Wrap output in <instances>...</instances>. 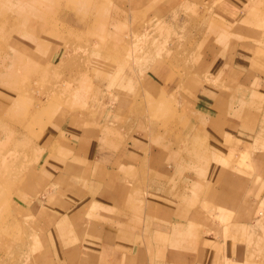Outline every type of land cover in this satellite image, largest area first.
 <instances>
[{"label": "rangeland", "instance_id": "rangeland-1", "mask_svg": "<svg viewBox=\"0 0 264 264\" xmlns=\"http://www.w3.org/2000/svg\"><path fill=\"white\" fill-rule=\"evenodd\" d=\"M13 30L32 33L35 43L14 42L7 33ZM244 46L261 49L264 62V0H0V214L5 216L0 217V235L6 234L0 240V264L43 263L48 247L35 254L36 243L30 256L22 246L15 250L22 239L13 234L25 221L13 208V228L7 207L18 205L14 200L25 206L13 193L31 192L41 160L57 152L51 142L77 136V127L97 139V152L112 158L133 134L149 151L154 146L162 154L142 156V165L127 182L150 192L145 218L185 219L191 224L176 241L182 243L186 236L193 242L183 245L191 252L180 251L175 258L169 244L155 246L163 257L156 255L151 264L195 263L199 240L206 236L223 245L215 258L229 250L226 256L231 254L238 264H264V177L256 158L264 153V100L241 101L230 91L215 109L224 116L208 128L201 123L204 114L197 120L196 111L184 107L183 91L176 87V80L184 87L192 82V92L208 87L206 83L223 87L208 81L215 61ZM158 71L163 81L152 82ZM228 113L233 114L230 120ZM138 116L147 124L140 133ZM109 118L116 121L111 131L105 126ZM248 128L258 131L256 146L249 144ZM12 166L17 167L16 179L13 174L4 177ZM249 185L254 193L245 198ZM258 186L262 188L256 191ZM47 188L36 182L33 197L42 204ZM239 207L241 213L262 210L233 228L241 222L231 218ZM125 211L131 219L135 215L128 205L114 216ZM136 220L128 222L137 226ZM226 239H232L229 245ZM139 260L107 264H141Z\"/></svg>", "mask_w": 264, "mask_h": 264}, {"label": "crops", "instance_id": "crops-1", "mask_svg": "<svg viewBox=\"0 0 264 264\" xmlns=\"http://www.w3.org/2000/svg\"><path fill=\"white\" fill-rule=\"evenodd\" d=\"M256 53H261V49L254 50L251 47L249 49L245 47V49L235 50L232 55L224 54L221 59L215 61V74L213 73L214 75L212 77L210 76V80L208 81L214 82L217 80L226 90L223 87H214L215 84L206 83L208 87L192 92V88L189 86L192 82L188 85L186 84L184 87L181 80H176L178 92L183 91L184 97H180L185 100L184 107L187 109L192 108L191 110L193 111L195 110L199 115L196 116L197 120L204 114L205 118L201 117V123L209 128V126H217L221 121L220 119L224 116V114L222 116V114L216 112L215 109L217 107L221 108L224 105L223 100L226 93H230V91L233 93L235 91L237 94L235 98H243L246 102L249 100L253 102L256 99L263 101L264 62H262L260 54L256 57ZM157 73L159 78H154L152 82L160 83L163 81L164 75L159 71ZM197 83L194 82L193 85L195 86ZM228 96H231V94ZM139 98L141 97L138 96ZM128 103H130V100ZM254 105L252 104L253 108ZM228 107L230 106L226 105L225 109ZM228 114V120H230L233 114ZM140 117L138 116L137 118L135 127L138 129L136 133H140L139 130H144L147 125L145 120ZM115 124L116 121L113 118L107 119L105 125L106 130L111 131L114 127L109 126H114ZM80 128L85 127L73 128V131H77L76 129L79 130L77 136L73 134L67 140L63 138L58 140L56 138V141L53 140L51 142V144L56 143L57 147H55L57 152L54 153L55 155L53 154L51 157L47 156L41 160L40 175H36L38 179L33 180L29 186L31 192L17 191L15 192L16 194L13 193V196L18 197L25 205L21 206V204L13 199L18 205L10 202L7 207L8 218L6 219L14 224L13 228L17 222L10 217V211L13 208L14 210L16 209L17 213H21V217L25 221V223L21 222L19 224L21 226L18 227L19 230L17 233L15 232L13 234L12 231L13 239L17 235H21L20 237L22 239L18 243L20 245L15 247V250L18 246H22L24 250L27 249L30 252L27 255L30 256L35 251L33 245L36 243L37 248L35 254H38L40 249L43 250L48 247L42 264H49V262H54V260L57 261L56 264L59 261L62 264H66L71 260L77 263L81 261L80 264L82 262L84 264H107L125 259L135 260L136 258L137 260L141 259L139 260L141 264H151L155 260L156 255L157 257L160 256L159 259L163 257V254L160 255L159 251L158 253L154 252V247H159L164 244H169L172 258H175V255H178V253L191 252L190 249L183 247V245L191 246L192 244L189 243L193 242L192 240H185V236L182 243L176 241L180 236L186 235V230L191 222L178 217L174 219L171 217L168 221L145 218L144 213L146 212L147 206L145 198L150 192H142L137 187L130 186L127 182L130 179L128 177L133 176L132 171L135 172L136 166L138 165L137 167H139L142 165V161L144 160L142 156L146 154L153 156L162 154L153 148L154 146L149 151L148 145L145 144L147 147L143 145L142 138L137 134H133L130 137V142H127L125 147H123V151L117 155V158H112L111 154L97 152V139L86 136ZM251 130L252 128H248L246 137L250 139V145L256 146V135L258 131L256 129L254 131ZM47 147L49 146L47 145ZM256 156L258 160L257 165H262L260 172L263 173H261V176L264 177V153L262 152L261 155L256 154ZM12 167L9 168L7 175L3 174L4 177L8 178L10 174H13L16 179L19 176L16 174L17 169L15 170L17 167ZM32 173L34 172L32 171ZM15 179L10 178V181H14ZM37 181H39L40 185L44 184L48 187L45 189L47 198L44 204L39 199L33 197L35 196L34 192H36ZM261 188L262 186H258L256 191H259ZM244 192L245 198L247 194L251 195L254 193L251 192L250 185ZM128 205L129 211L131 210L135 213L132 219L127 217L128 210L123 215L114 216L116 211H120V208H128ZM261 206H263V201L261 202ZM21 208L29 212L27 213L28 216H37L35 220L30 221L28 216H26L27 214L17 210ZM240 210L242 209L239 207L237 212H233L234 215L231 214L232 220L233 217L237 221L238 217L241 219L240 223L236 222L237 224H233V228L239 225L244 226L262 209L259 207L254 213H241ZM137 212L139 213L138 217ZM0 217L5 216L1 215ZM101 219L104 223L98 225L97 221L101 223ZM134 219H137L135 222L140 221L141 225L140 223L136 224L137 226L130 225L129 222L134 221ZM194 221H198V219L195 218ZM230 227L228 225V228ZM132 228H138V230L132 231ZM4 237H6V234L0 235V240ZM223 237H225V232ZM186 241L188 243H184ZM199 241V248L196 252V257H194L195 263L193 264L239 263L235 260V257L230 256L231 254L226 256L229 250L224 255V257L226 256L225 258H219L218 256L215 258V250L218 251L223 246L219 238L206 236ZM231 241L232 239H226V245H229ZM235 254L236 256L240 255L239 252ZM237 258L239 259L240 257ZM68 264L73 263L70 262Z\"/></svg>", "mask_w": 264, "mask_h": 264}, {"label": "bare ground", "instance_id": "bare-ground-1", "mask_svg": "<svg viewBox=\"0 0 264 264\" xmlns=\"http://www.w3.org/2000/svg\"><path fill=\"white\" fill-rule=\"evenodd\" d=\"M32 2V4H33V2H35V1H31ZM35 4V3H34ZM35 6V5H34ZM39 10V8L38 9H36V11H38ZM42 11V10H41ZM37 15H38V13H36ZM11 32V33H10ZM7 31V33H9L10 35H12L11 36V38H12V40L14 41V42H16V41H18V40H27V39H29L28 41H29V43H35V40L34 39H32L31 37H33L31 34L32 33H27L26 32V30L25 31H21V32H17L16 30H13V31ZM39 36V35H38ZM24 42V41H23ZM25 45V44H24ZM41 47V46H40ZM4 210V209H3ZM1 216V215H0Z\"/></svg>", "mask_w": 264, "mask_h": 264}]
</instances>
